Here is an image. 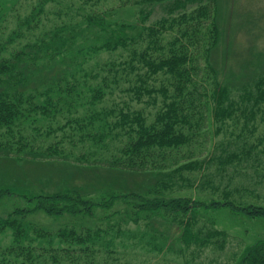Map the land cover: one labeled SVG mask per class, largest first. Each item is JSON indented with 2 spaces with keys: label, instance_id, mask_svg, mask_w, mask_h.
<instances>
[{
  "label": "trees",
  "instance_id": "trees-1",
  "mask_svg": "<svg viewBox=\"0 0 264 264\" xmlns=\"http://www.w3.org/2000/svg\"><path fill=\"white\" fill-rule=\"evenodd\" d=\"M140 2L157 3L161 6L162 13L149 22V9H144L145 6L138 7L134 22H121L111 28L115 31L94 48L114 50L121 47L127 50L129 59L118 73H133L135 82H131V86L119 92L130 93L131 99L142 100L144 104L151 101L155 110L152 118L146 122L140 110L130 112L129 106L121 98L104 104L99 111L92 109L83 113L80 118L74 117L73 121L82 128L84 125L92 126V119L97 118V127L101 134L108 133L112 130L111 127L117 125L119 128H126L121 135L125 137L123 140L94 139L93 142H99L98 151L72 152L70 148L84 142L83 132L76 139L63 137L38 150L25 148V143H19L23 138H19V135L16 139H10L14 137L12 124L18 118L25 117V112H30L24 108L32 104L30 97L36 90L42 87L43 90L40 91H48L56 86L57 89L50 91L68 94L75 87L74 84L66 82V86L60 89L63 74L52 71V68L59 66L54 65L41 71L38 67L35 68L36 64L53 60L62 50L69 47L74 37L73 32L63 31L64 28L52 23L48 29L40 30L6 54L2 53L5 45L0 43V127L6 128L9 137L0 141V198L15 194L23 201L13 205L0 216V231L8 228L12 233L10 243L0 248V264H102L104 256L110 257L112 254L113 249L109 246L115 235L107 237L105 234L114 229V224L106 220L114 217L117 210L111 211L103 218L106 225L104 230L96 222L99 219L96 217L86 228L58 227L54 232L56 240L65 243L60 247L52 245V238L46 227L31 225L32 223L26 220L28 214L40 210L56 217L66 213L95 216L91 214L94 207L107 209L116 200L126 199L131 204L135 222L146 218V227L151 228L152 222L156 226L161 225L160 229L155 230L154 226L150 231L152 242L155 236L162 240L160 247L155 244L157 248L170 245L169 232L176 224L181 226L178 227L180 232L178 231L176 237L183 245L190 242L208 244L211 237L223 234L222 230L215 227L205 232L192 229L191 224L198 206L204 209L227 207L237 213L264 217V206L261 204H241L225 198L211 199L208 202L196 201L191 204L184 196L165 197L164 191L175 188L174 182L182 178L181 173L198 169L203 160L213 159L217 167H220L221 164L231 162L233 158H240V153L232 149L221 157L209 152L208 157L202 158L203 160L190 158L181 163L175 156L182 147L190 148L192 144L198 143L199 135L204 133L199 129L205 110L209 111L212 118L217 117L219 120L229 115L227 103L224 104L227 87L216 80L215 63H218V58L213 60L211 57L213 51H216L218 34L220 35L216 0ZM43 4L44 0L40 1L35 11H30L29 15L19 21L26 24L29 35L33 34L36 26L38 27L37 18L42 24L46 13L42 10ZM111 23L113 21L110 22L105 17H96L89 25L104 31L108 30ZM58 32L66 35V44L63 40L59 44L56 43ZM63 45L66 47L59 50ZM88 52L95 50L89 49ZM64 56L66 55L63 54L62 57ZM200 60L206 65L202 77L199 74ZM67 63L72 65V69L75 68L74 59ZM112 65L113 63H108L102 70L117 73L118 70ZM66 68L71 67H61L65 70ZM157 75H161L162 80H158L155 85ZM109 76L102 75L95 81L94 88L88 90L93 92L94 100L103 99L108 86L118 82V76L113 73ZM206 79L211 84L209 100L202 98L207 92L203 85ZM263 82L264 75L258 74L255 77L243 78L239 83V95L247 106L255 107L258 101L264 100V91L263 97L258 99L257 96L260 93L258 85ZM50 102L49 96L39 105L42 108L41 113L46 114L52 110L55 114H60L58 103ZM91 104L94 105L95 102L88 99L84 100L82 106ZM130 125H134L135 129L132 130ZM93 135H89L91 141ZM240 140H243V145L239 147V152L243 153L246 159L256 151L254 149L257 144L262 143L261 137L246 146L245 140ZM104 141L114 143L116 148L109 149ZM64 142L68 148H64ZM262 145L260 150H264V144ZM235 146L238 147V143ZM169 150H175L174 155L170 154ZM257 159L254 157L253 165L259 163ZM169 163L173 164V167L166 170ZM92 193L99 194L97 198L95 196L91 199ZM156 215L159 221L152 220ZM120 220L122 218H114L113 222ZM145 232L146 230L143 233ZM33 241L37 243L34 244ZM101 244L105 247L102 253L92 248ZM242 263L264 264V238H258L244 246L241 257L234 264Z\"/></svg>",
  "mask_w": 264,
  "mask_h": 264
},
{
  "label": "rangeland",
  "instance_id": "rangeland-1",
  "mask_svg": "<svg viewBox=\"0 0 264 264\" xmlns=\"http://www.w3.org/2000/svg\"><path fill=\"white\" fill-rule=\"evenodd\" d=\"M40 1L42 0L0 1V43L5 45L2 53L6 54L12 48H18L29 37H33L40 30L56 23V25L64 28L63 31L73 32L72 44L67 48H65L66 45H63L59 50L65 49L53 60L40 62L36 64L35 68L38 67L41 71L54 65L59 66V68H52V71H58L60 75L63 74L61 76L63 80L59 84L60 89L66 86V82L74 84L75 87L68 94L64 92L53 93L54 89H57L56 86L50 89L53 90L52 92L50 90H48L49 92L40 91L43 90L42 87L36 90L30 97L32 104L26 105L24 108L30 112H25L23 114L25 117L18 118L12 124L14 137L10 139H16L19 135V138L23 137L19 143H25V148L31 147L38 150L44 149L51 142L63 137L76 139L83 132L84 142L70 148L72 152L98 151L100 145L99 142H93L94 139L118 138L123 140L125 137L121 135L126 128L122 129L117 125L111 127L112 130L108 133L101 134L97 127V118L92 119V126L84 125L83 128L78 127L73 118L76 116L80 118L83 113H88L92 109L99 111L104 104L121 98L129 106L130 112L140 110L148 122L155 110V107L151 105L152 102L149 101L144 104L142 100L131 99L130 93L119 92L131 86V82H135V80L133 81V73H118L129 59L127 50L121 47L114 50H96L94 46L105 41L106 37L115 31L111 28H115L119 23L134 22L138 7L145 6L144 9H149L148 21L150 22L162 13L161 6L157 3L141 4L140 0H44L42 10L46 13L42 18V24L37 18L38 27L36 26L32 31L33 34L29 35L26 24L19 23V21L29 15L30 11H35ZM216 7L220 35L218 34L216 51H213L211 57L213 60L218 58V63H215L217 65L215 78L227 87L224 104L227 103L229 115L227 114V117L219 120L217 117L212 118L209 111L205 110L203 123L199 129L204 133L199 135L198 143L192 144L190 148L182 147L175 156L181 163L190 158H207L209 152L223 157L233 149L234 152L240 153V158H233L230 160L231 162L221 164L220 167H217L216 161L213 159H202V166L190 172L181 173L182 178L174 182L175 188L166 190L164 193H166L165 197H187L191 204L196 201L208 202L211 199L221 200L225 198L235 203H253L264 206V150H260L264 144V100L258 101L257 106L252 107L251 105L247 106L239 95L241 92L239 83L243 81V78L255 77L258 74L264 75V0H216ZM96 17H105L113 23L108 27V30L97 29L89 25V22ZM51 32L54 31L51 29ZM61 40L64 41V44L67 43L66 35L58 32L56 43L59 44ZM89 49H94L95 52L89 53ZM63 54L66 56L62 57ZM73 59L75 62L74 69H72V65L67 63ZM108 63H113L112 66L118 70L117 73H107L102 70ZM254 64L256 66H253ZM62 65L71 68L61 69ZM199 65V74L202 77L206 65L203 60L199 61ZM112 73L118 76V82L108 86L103 99L94 100L92 98L93 92L90 93L88 90L94 88L95 81L100 79L102 75L110 77L109 75ZM1 78H3L2 75ZM156 78L155 85L159 82L158 80H162L161 75H157ZM203 85L207 92L206 96L202 98L205 97L209 100L208 94L211 91V84L208 79L203 81ZM258 89L260 92L257 95L259 99L263 97L264 82L258 85ZM49 96L50 103H58L60 114H55L52 110L46 114L41 113L42 110H40L39 105ZM66 96L67 99L64 100ZM56 99L58 100L56 101ZM88 99L95 104L82 106L84 100ZM99 101L103 103L100 104ZM248 103L251 104V102ZM251 111L253 112L251 113ZM63 125L66 126L61 128ZM130 128L134 130L135 126L130 125ZM7 133L5 127H0V141L9 138ZM92 134L94 135L91 141L89 135ZM257 136L261 137L262 143H258L254 149L256 151L250 155L251 158L246 159L244 154L239 152V147L243 145L241 143L243 140L240 139L245 140L244 146H246L249 142H255ZM104 142L108 144L109 149L116 148L114 143ZM237 143L238 147L235 146ZM64 145V148H68L66 142ZM169 153L174 155L175 150H169ZM254 157L258 158L257 162L259 163L257 165H253ZM169 159L172 160V158ZM172 165L171 163L166 165L169 166L166 170H171ZM176 177L179 178V176ZM98 194H90L91 199L95 196L97 198ZM16 197L17 195L14 194L0 198V216L9 211L13 205L23 202L22 199ZM114 210L118 211L117 214L106 221L114 224L115 231L113 229L105 234L107 237L108 235H115L109 246L113 252L109 255L110 257L104 256L102 264H234L241 257L245 245L258 238H264L263 216L237 213L227 207L204 209L198 206L191 224L192 229L194 231L200 229L205 232L215 227L222 230L223 234L211 237L208 244L201 245L197 242H190L183 245L179 242L181 240L176 237L180 232V228H178L180 225L176 224L169 232L175 234L168 236L171 241L170 245L166 248H157V245L160 247L162 244V240L155 236L152 242L150 231L154 226L155 230L160 229L161 225L156 226L152 222L151 228L146 227V218H140L135 222L131 204L126 199L116 200L107 209L94 207L91 214L95 216L66 213L56 217L47 215L40 210L28 214L26 220L30 221L31 225L46 227L51 235L52 245L60 247L64 246L65 243L62 244L56 240L54 232L58 227L81 229L84 226L86 228L93 223V219L96 217L99 218L96 222L104 230L106 225L103 218ZM114 218H122V220L114 221V223ZM158 219L157 215L152 218L153 221H159ZM144 230H146L145 233H143ZM11 236L12 233L8 228H3L0 231V248L10 243ZM32 243L36 244L37 241ZM92 248L98 249L100 253L105 250L103 244L92 246Z\"/></svg>",
  "mask_w": 264,
  "mask_h": 264
},
{
  "label": "water",
  "instance_id": "water-1",
  "mask_svg": "<svg viewBox=\"0 0 264 264\" xmlns=\"http://www.w3.org/2000/svg\"><path fill=\"white\" fill-rule=\"evenodd\" d=\"M242 264H245V263H242Z\"/></svg>",
  "mask_w": 264,
  "mask_h": 264
}]
</instances>
